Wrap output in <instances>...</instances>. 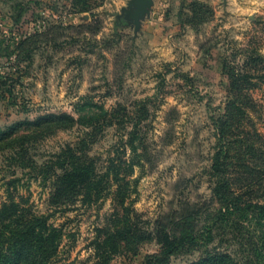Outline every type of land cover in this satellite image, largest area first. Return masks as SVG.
Here are the masks:
<instances>
[{"label":"rangeland","instance_id":"374dc122","mask_svg":"<svg viewBox=\"0 0 264 264\" xmlns=\"http://www.w3.org/2000/svg\"><path fill=\"white\" fill-rule=\"evenodd\" d=\"M126 2L0 0V71L13 73L15 45L37 34L0 89V250L13 253L11 228L47 216L61 231L53 264H93L97 228L127 223L151 238L122 242L108 264H148L161 251L155 223L177 210L194 238L165 264H263L250 249L258 214L244 206L264 203V0H154L138 21ZM238 71L249 77L232 84ZM61 162L92 167L94 183L61 192ZM227 199L240 209L222 216Z\"/></svg>","mask_w":264,"mask_h":264},{"label":"trees","instance_id":"16d2710c","mask_svg":"<svg viewBox=\"0 0 264 264\" xmlns=\"http://www.w3.org/2000/svg\"><path fill=\"white\" fill-rule=\"evenodd\" d=\"M36 36L37 34L35 32H28L27 35L21 37L15 45L14 51L16 53V63L14 62V67L16 69L13 73L16 74L17 71L21 70L17 65L20 61L19 58L21 57L22 53H26V57H29V53L26 51L25 47L28 42L32 39H35ZM13 73L0 71V89L2 91H4V89H6V91H10L13 83L16 81L15 79H17V77H15V74ZM247 77H249L248 72L239 73L238 71V74L233 77L232 84L241 78ZM54 118L55 120L73 119L68 114H61L59 116H55ZM49 120L50 119H48V121ZM132 133L133 132L130 133V136H132ZM128 143L133 147L132 137H130ZM72 155L75 156V154ZM132 164L133 163H131V167ZM215 164L217 165V161L215 162ZM61 168L62 172L58 177V185L61 192L76 193L78 189L80 190L81 188H85L87 186L90 188L94 183L92 174L94 169L92 167L90 168L89 166H86L84 163H77L69 166V164L61 162ZM105 173L112 175V181L116 182L117 187L119 188V182L121 180L120 164H116L114 158H111L109 160V164L106 167ZM215 195H218L217 197L220 198L221 201H224L226 199L225 194H220L219 191H217ZM239 197L240 195L236 196L237 199ZM90 198H92L91 194H89L86 199ZM226 205V209L228 211L223 212L222 216H226V213H229L231 209H240V207L238 206L239 204H236V202L234 201H228L226 202ZM244 208H252L253 210L257 211L258 220L255 223L257 227L256 231H258V238L261 240V243L259 248H254L251 246L250 249L251 251H257V255H261L262 251H264V203L250 202L246 204ZM123 212L124 213L121 215V218H131L129 207L124 206ZM4 214L5 209L3 208L0 212V217ZM181 215H183L181 214V212H177V210H175L172 212L171 218L167 219L166 217V222L165 220H158L155 223V228L162 227V234L158 238V241L161 244V251L158 255L150 259L148 261V264H165L168 261V256L172 254L173 251L178 249V247L184 245L185 241H193L194 236L190 232L181 233L182 228L180 224L182 225L185 219L183 218L181 219L183 221L176 222L177 217ZM224 220L230 223L233 228H236L237 231H242V223L234 222L233 220H230L229 217H225ZM244 221H246V219H244ZM179 232L181 235L179 234ZM9 235L11 238L7 250H12L13 253L8 255L0 250V264H53L52 257L54 255L53 253L59 246L61 231L56 228L49 227V225L47 224V216H31L24 222V224L16 226L15 228H11V230H9ZM132 235L133 234L131 232V228L127 226V223H124L122 226L116 225L110 229L97 228V235L92 242L95 252V259L93 264H108L111 256L119 253L122 249L123 246L121 243L127 242L129 238L138 237L139 241H145L151 238V232L147 230L142 231L140 234H138V236ZM213 259L214 260H212L210 264H239L231 260L230 256L227 254H221L220 256H217ZM259 259L260 258L252 263L249 261L247 262V264H260L258 262L260 261Z\"/></svg>","mask_w":264,"mask_h":264},{"label":"water","instance_id":"95a60500","mask_svg":"<svg viewBox=\"0 0 264 264\" xmlns=\"http://www.w3.org/2000/svg\"><path fill=\"white\" fill-rule=\"evenodd\" d=\"M152 2L153 0H134V8L131 10L125 9L124 11L127 12L132 17V19L138 21L142 16H144V14L148 12Z\"/></svg>","mask_w":264,"mask_h":264},{"label":"crops","instance_id":"0c3cea01","mask_svg":"<svg viewBox=\"0 0 264 264\" xmlns=\"http://www.w3.org/2000/svg\"><path fill=\"white\" fill-rule=\"evenodd\" d=\"M133 1L134 0H127L126 4L125 5H122L121 8L122 10H125L126 9V6H129L131 7L132 9L134 8V5H133ZM154 0L152 2V4L150 5L149 9H148V12L146 13V16L145 17H149V14L151 13L152 9H153V6H154Z\"/></svg>","mask_w":264,"mask_h":264}]
</instances>
